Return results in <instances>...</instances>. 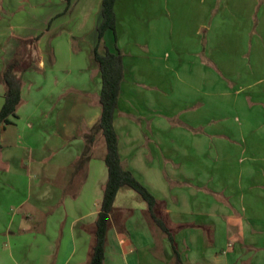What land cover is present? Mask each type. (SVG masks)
<instances>
[{"label":"crops","instance_id":"crops-1","mask_svg":"<svg viewBox=\"0 0 264 264\" xmlns=\"http://www.w3.org/2000/svg\"><path fill=\"white\" fill-rule=\"evenodd\" d=\"M186 1H199L200 12L183 13L174 4L171 6L174 9L171 12L175 13L173 23L179 21V24L167 25L182 30L192 26L194 31L186 40V54L175 48V55L171 57L166 51L156 50L154 40H118L116 32L114 42L110 32L104 35L107 48L114 51L116 45L123 56L124 81L113 122L120 161L155 199L156 215L171 231L182 264H264V0ZM120 7L121 0H116L115 14ZM184 14L186 18L182 19ZM221 27L227 32L217 30ZM198 40H217L216 46L207 53L206 65L201 64L208 76L206 98L211 114L202 129L192 116L193 108L199 105L198 90L193 83L189 88L196 96L187 99L181 95L173 105L175 109L186 99V104L178 106L181 112L189 109L185 119L173 120L172 115L178 114L179 109L171 115L167 112L170 106L164 104L167 92L177 91L176 83H168L163 72H171L175 77H192L194 68L199 72ZM41 64L38 61V66ZM233 69L236 73L231 72ZM90 73L91 77L99 76L95 63ZM249 76L254 79L247 84L245 79ZM142 77L152 80L145 89L159 95L157 103L151 104L146 96L144 103H140L135 97ZM231 77L238 86L233 87ZM125 83H128L127 102L122 108ZM93 96L94 104L90 106L95 108L99 103L98 86ZM96 110L71 142L67 139L61 144L62 148L78 144L77 150L61 154H57L59 148L49 151L50 155L59 157L49 165L48 172L64 169L62 187L65 189L81 187L88 161L84 165L77 162L88 154L90 159L91 152L98 147V135L103 139L97 128ZM20 111L21 106L16 109L12 123L1 131L0 180L12 167L11 156L4 151V146L11 145L9 137L16 138L18 130H22L19 127L7 131L20 120ZM121 114L127 116L121 117ZM169 130L174 132L164 135ZM50 155L48 162L53 157ZM124 188L118 191L113 203L103 264H180L166 235L153 224L144 201L129 188L123 191ZM23 203L24 200L18 206ZM95 206V211L90 213L91 220L79 234L80 239L71 232L66 243L58 246V251L62 249L66 256L61 264L89 263L97 201ZM135 213H140L144 226L139 225L128 233L124 227Z\"/></svg>","mask_w":264,"mask_h":264},{"label":"rangeland","instance_id":"rangeland-1","mask_svg":"<svg viewBox=\"0 0 264 264\" xmlns=\"http://www.w3.org/2000/svg\"><path fill=\"white\" fill-rule=\"evenodd\" d=\"M174 4L183 13L194 11L195 14L202 8L199 1L121 0V7L116 13L120 28V32L119 28L116 30L118 40H154L156 50L166 51L171 57L175 55V48L179 53L186 54V40L194 30L192 26L183 30L167 27L179 24L177 20L173 23L175 13L171 12L174 10L171 6ZM99 5L100 0H0V76L15 60L13 74L20 82L23 102L19 105L21 115L17 113L20 120L17 119L7 131L11 128L18 130L19 127L22 130H18L16 138L9 137L11 145L4 146V151L11 156L12 167L8 173L2 174L0 180V264H61L66 256L62 249L58 251V246L66 243L71 232L79 240V234L92 218L90 213L96 209V201L99 208L107 179L103 160L106 149L99 135L98 147L88 158L86 177L79 189L62 187L64 169L48 172L49 165L59 157L50 155L49 151L59 148L57 154H61L77 150L78 144L65 148L61 144L67 139L71 142L77 130L84 128L86 120L95 114L96 109L99 117V103L98 107L90 106L94 104L93 95L97 86L98 94L101 86L100 77H91L90 73L91 65L94 67L90 54ZM185 18L184 14L182 19ZM217 30L227 32L222 27ZM215 41L198 40L200 69L198 72L194 68L192 77L180 73V77H175L171 72H163L168 83H176L177 92H167L164 99L166 107L170 106L167 112L171 115L179 105L187 102L183 99L174 109L176 99L181 95L187 99L196 96L189 88L192 83L196 86L199 105L193 108L192 116L200 123L199 129L204 128V122L211 117L206 98L208 76L202 65H206L207 53L216 46ZM21 57L22 64L19 62ZM38 61L42 62L40 66ZM32 64L34 67H31ZM231 72L236 73L234 69ZM252 79L249 76L245 79L246 83ZM149 81L153 83L148 77L139 78L135 97L140 103H144L145 96L151 104L157 103L159 95L145 89ZM229 81L233 87L239 85L233 77ZM127 84H124L122 93V108L127 102ZM3 94L4 85L0 81V108ZM178 109V114L172 115L173 120L185 119L189 115L186 112L189 109L183 108L184 112ZM172 132L169 130L164 135ZM118 133L122 136L119 130ZM53 145L54 148L51 147ZM124 148L127 146L124 145ZM48 155L54 157L50 162ZM123 191L129 190L124 188ZM22 200L24 203L18 206ZM139 225L144 226L143 218L140 213H135L124 230L131 233L130 230Z\"/></svg>","mask_w":264,"mask_h":264},{"label":"trees","instance_id":"trees-1","mask_svg":"<svg viewBox=\"0 0 264 264\" xmlns=\"http://www.w3.org/2000/svg\"><path fill=\"white\" fill-rule=\"evenodd\" d=\"M69 1V0H67ZM116 0H102L100 21L96 28L97 40L93 50V61L99 72L101 81L98 101L100 116L97 123L98 132L105 143L104 164L107 171V179L103 187L102 198L93 224V244L90 250L88 264H103L105 252V239L109 226V219L113 209V203L121 188H129L144 201L147 212L155 225L162 231L172 247L173 254L178 263L179 254L175 249V243L171 231L165 223L156 215V202L148 190L138 182L132 173L126 170L120 161L118 152V137L114 130L113 122L117 110L118 99L124 81L123 56L117 46L110 51L104 42V35L110 32L114 42L116 36V14L114 10ZM19 62L23 63L20 59ZM16 61H12L4 70L1 82L4 85L3 104L0 108V136L2 129L12 123L16 117V109L21 101L20 82L13 74ZM1 147V146H0ZM77 164L84 165L88 161V155L80 157Z\"/></svg>","mask_w":264,"mask_h":264}]
</instances>
